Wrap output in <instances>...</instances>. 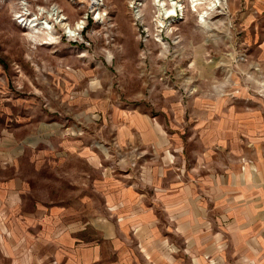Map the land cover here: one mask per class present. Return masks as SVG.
Instances as JSON below:
<instances>
[{"label":"rangeland","instance_id":"1","mask_svg":"<svg viewBox=\"0 0 264 264\" xmlns=\"http://www.w3.org/2000/svg\"><path fill=\"white\" fill-rule=\"evenodd\" d=\"M153 1L0 0V141L8 147L12 138L19 151V201L25 205L17 215L34 213L30 227L49 232L51 223L71 228V221L96 225L101 238L105 228L117 226L116 210L107 209L106 191L116 188L111 180L144 184L151 200L155 186L146 174L158 169L201 179L209 163H220L219 180L226 185L241 181L249 168L250 179L259 170L264 0H221L209 11L207 26L199 17L204 4L182 0V10L157 22ZM132 3L139 4V18ZM46 22L51 29L41 27ZM134 112L159 128L161 147L135 144L129 133L122 139L125 114ZM202 197L197 194L195 206ZM207 211L205 222L193 226V254L184 225L173 226L174 238L169 226L158 234L145 226L138 232L147 244L158 235L162 240L154 241L156 256L145 251L135 264H219L218 251L205 242L223 234L219 247L229 248L228 220L218 221L225 211ZM0 217V264H17L11 250L26 244H9L12 225ZM16 227L22 233L25 225ZM137 230L129 226L135 238ZM66 260L45 256L38 264Z\"/></svg>","mask_w":264,"mask_h":264},{"label":"crops","instance_id":"2","mask_svg":"<svg viewBox=\"0 0 264 264\" xmlns=\"http://www.w3.org/2000/svg\"><path fill=\"white\" fill-rule=\"evenodd\" d=\"M125 118L126 121L122 123L123 126L120 129L123 140H127L126 137L129 133V139L135 141V144L153 143L157 147L164 144L162 132L147 116L140 112H134L129 115L125 114ZM132 133L137 136L132 137ZM1 139H5V137L3 136ZM11 139L8 138L4 143V146L8 147H2L0 141V162H2L1 160L7 161L3 165L0 163V212L5 214L3 223L9 219V224L12 225L10 231L7 232L9 244H18L21 248L24 246V242L26 244L24 248L16 249V253L11 250L12 256L18 257L17 264H38V257L45 256L56 257L60 262L63 257H66L65 264H135V262H139L140 256H144L145 251L152 255L153 246L156 245L154 241L161 242L162 240L158 235L153 237V244H147L145 238L141 237L138 232L140 228L144 227L145 229L146 226L149 231L154 229L158 234L163 230L162 226L166 225L171 229L169 234L173 232L174 238L178 236V232H174L173 226L179 224L186 228V245L190 247L187 250L193 254V226L205 222V215L209 217L207 209L217 212L225 211L218 221L225 218L228 220L226 224L229 230L227 233L229 248L219 247V240L225 238L223 234L214 235V238H210V240L208 235L205 242L208 250L218 251L217 257L222 260L219 264H232V260L230 261L226 257H232L233 264H261L258 257L263 256L260 250L264 253L263 156L256 160L259 170H255L256 173L252 178L259 183L251 181L250 177L254 173L249 168V172H243L241 181L238 180L233 185H226L219 180V173L224 169L220 163L217 166L214 163H209L203 170L205 176H201V179L191 177V179L184 180L182 177L176 176V170L168 169L161 173V170L158 171V169L153 173L146 174L152 179L155 186L151 200H147V194L143 191L145 190L144 184L138 182L126 184L125 178H122V182L111 180L116 188H108L106 191L107 209L114 208L116 210L113 215L117 216V226L112 224L111 219L107 216L112 227L105 228L101 238H98L96 225H88L83 228L82 226L77 227L75 222L70 223L71 221H69L71 228H62L61 225L65 222H60L54 228L51 223L49 232L48 229L43 232L40 228L30 227L34 224V213H24L25 215L20 217L17 215L18 208L22 209L21 205H25V203L19 201L22 174L18 167L19 151L12 145ZM252 143L254 144L256 141H252ZM202 192L206 194V197L201 198L200 206H195V203L199 201L197 194ZM147 202L152 203V206H148ZM194 207H197V214L194 212ZM0 220L2 221L1 217ZM213 220L216 223V220ZM18 224L25 225L22 233H20L21 228L16 227ZM130 225L138 227L136 238L129 231ZM153 225L155 227H152ZM0 231H3L1 222ZM188 231L190 232L188 233ZM214 239L217 240L213 241ZM15 248L17 247L15 246ZM259 251L260 253H257ZM154 258L158 262L157 258ZM262 264L264 263L262 262Z\"/></svg>","mask_w":264,"mask_h":264},{"label":"bare ground","instance_id":"3","mask_svg":"<svg viewBox=\"0 0 264 264\" xmlns=\"http://www.w3.org/2000/svg\"><path fill=\"white\" fill-rule=\"evenodd\" d=\"M94 3L97 2V0H92ZM194 6H198V5H202L204 4V10L202 13H200L199 17H200V21L207 26V16L210 10H212L213 8L217 7V5L220 4L221 0H189ZM181 2L182 0H154L153 1V5L155 7V13H156V21L157 22H164V18L169 17V16H174L175 14H177V11L179 9L182 10L181 7ZM134 7V12H135V17L139 18L141 16L140 11L138 9L137 6H139V4L135 5L132 3V5ZM54 10V9H53ZM52 10V11H53ZM59 20V19H58ZM33 21V20H32ZM43 29H51V25L49 23L46 22L45 25L41 26ZM79 27V26H78ZM78 27L74 28V29H69V33H71L72 35H74V33L76 32L75 30L79 29Z\"/></svg>","mask_w":264,"mask_h":264}]
</instances>
